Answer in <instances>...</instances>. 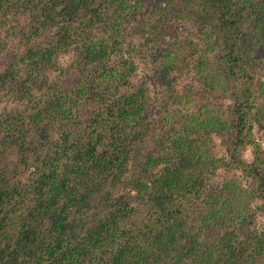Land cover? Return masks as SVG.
Masks as SVG:
<instances>
[{"label": "trees", "instance_id": "obj_1", "mask_svg": "<svg viewBox=\"0 0 264 264\" xmlns=\"http://www.w3.org/2000/svg\"><path fill=\"white\" fill-rule=\"evenodd\" d=\"M237 3L0 0V32L27 20L12 27L23 51L0 39V97L23 106L0 111V264H264V229L250 233L248 222L256 200L264 217V148L252 121L264 128V113L249 62L263 57L264 37L246 50L252 25L262 32L264 24ZM174 21L201 31L198 76L208 94L232 101L222 114L202 109L158 133L145 91L128 92L137 68L120 39L139 22L157 42ZM154 47L168 76L181 52ZM213 134L228 135L226 158L210 154ZM35 135L38 145L29 142ZM219 169L240 172L249 189L235 180L210 191ZM18 177L27 182L12 184Z\"/></svg>", "mask_w": 264, "mask_h": 264}, {"label": "rangeland", "instance_id": "obj_2", "mask_svg": "<svg viewBox=\"0 0 264 264\" xmlns=\"http://www.w3.org/2000/svg\"><path fill=\"white\" fill-rule=\"evenodd\" d=\"M237 7H240L245 14L250 15L252 18L251 20L257 21L256 23L261 22L264 24V0H238ZM132 18L135 17H131L128 20ZM17 21L23 26L27 24V20L24 18H13V21L9 26L1 30L0 39L9 50L20 49L23 51L20 46L22 42H20L12 29ZM130 24L131 23H129V25ZM129 25H125L124 29H127L123 32V38L120 39L121 48L126 51V57H130L129 60L134 63L137 68L136 72L130 79L132 87L128 92L135 93L140 89L145 91L148 121L155 125L154 127L157 129L158 133L160 131L171 132L179 130L183 121H186L192 114H195L202 109L213 107L221 114L226 112L228 105L232 101L230 95L208 94L209 90L206 81L199 78L197 73L195 63L200 59L205 47L201 40V37L203 36L201 31L184 22H168L163 29L158 31L160 34L158 35L159 40L154 42L149 35H146L147 32L143 29V26L139 25V22ZM253 30L254 27L252 25V30H250V36L247 41L248 43L246 44V50H250L251 47L259 45V38L262 39L264 37V28L262 32H256ZM251 33L255 34L253 35ZM149 38L152 41L144 45ZM37 41H42V37L40 36L37 39H33L31 42L34 43ZM154 46L163 47L161 48L162 51L166 50L168 47L174 46L181 52L179 60L175 62V69L171 70L172 73L168 76L159 66L160 61L156 60L157 57L160 59L159 56H156L153 52L149 51V48ZM146 48L148 49L146 50ZM262 56L264 57V54H262ZM263 57L257 56L256 60L249 62L251 63L253 71H256L259 74V81L255 91L258 106L257 111L264 113ZM73 59L74 56L71 53L62 55L59 58L60 66L63 68L69 67ZM50 76L51 78H54L57 76V73L53 72ZM209 103H211L212 106H209ZM19 106L23 108L22 103L12 97H0V111H11ZM91 109L94 111L97 109V106L88 107V114ZM75 111L76 110H74V112ZM85 118L86 115L82 113L78 115L77 120L78 122H82ZM252 121L254 122V138L261 143L264 148V128L260 123L255 122L254 118H252ZM262 123L264 124V121H262ZM56 135L58 134H55L53 137L54 142L57 139ZM227 136L228 135L216 134L211 136L213 142L209 143L211 149L210 154L213 153L217 159L226 158L225 143ZM29 142L38 145L41 143L40 137L35 135L33 138L29 139ZM244 158L248 162L253 160V152L251 148L247 149ZM235 180L240 185L239 189L242 187L243 189H245V187L249 189L248 180L245 179L240 172L229 173L223 169H219L217 171V177L213 182L214 184H211L213 185L212 188L209 186V190L211 191L214 186H222L223 184H226L227 181H229V185H231ZM17 182L26 183L27 179L24 177H18L17 179L12 180V184H16ZM229 185H227L228 189L236 188L229 187ZM114 188L117 189L116 192L118 195L126 193L117 187ZM113 192L115 191L113 190ZM259 205L260 201L256 200V202H251L249 206L250 215H256L255 219L248 221L251 224L249 227L250 233L261 232L264 229V217L257 211ZM243 235H245V231L239 229V237L241 238ZM21 261H28V256L22 258Z\"/></svg>", "mask_w": 264, "mask_h": 264}]
</instances>
